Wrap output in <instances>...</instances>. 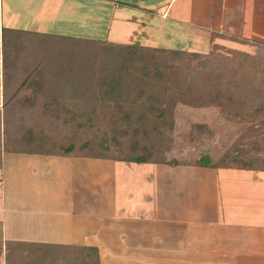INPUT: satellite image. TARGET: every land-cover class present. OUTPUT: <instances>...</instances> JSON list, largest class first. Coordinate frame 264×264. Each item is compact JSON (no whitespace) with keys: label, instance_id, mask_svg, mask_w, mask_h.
Here are the masks:
<instances>
[{"label":"crops","instance_id":"crops-1","mask_svg":"<svg viewBox=\"0 0 264 264\" xmlns=\"http://www.w3.org/2000/svg\"><path fill=\"white\" fill-rule=\"evenodd\" d=\"M248 2L0 0V117L5 74L13 77L10 87L14 85V57L11 61L4 59L2 29L9 32L8 40H14V30L67 36L69 32L53 29L55 24L65 22L79 26L75 38L116 44L137 42L175 50H205L212 33L262 43L264 22L260 19L264 10L260 16L251 15ZM100 25L103 38H93ZM83 26L89 33L82 36ZM164 31L170 45L159 47ZM20 158L35 160L29 165L33 175L40 167L41 180L50 175L49 160L54 161L47 156L0 153V264H7L8 258L14 264V245L18 243L32 248L83 243L89 234L84 235L77 223L84 204L99 220V201L91 195V201L85 203L83 194H73L77 190L73 187L58 194L41 187L28 190L26 196L14 194V180L7 179L6 161ZM132 165H139L145 179L123 180L118 189L113 181L107 185L102 182L107 209L111 208L105 215L107 227L99 228L97 221V228L90 232L91 244L112 264H264V172L126 164L130 169ZM98 183L91 185L97 193ZM117 195L122 196L121 203L115 202ZM101 231L107 234L105 240L99 237Z\"/></svg>","mask_w":264,"mask_h":264},{"label":"rangeland","instance_id":"rangeland-1","mask_svg":"<svg viewBox=\"0 0 264 264\" xmlns=\"http://www.w3.org/2000/svg\"><path fill=\"white\" fill-rule=\"evenodd\" d=\"M248 1V9L251 10V15L256 16L258 14L260 16L261 10H264V0ZM260 21L264 22V16ZM85 28L83 26L82 36L89 33V31L86 32L89 29ZM53 29L54 32L62 31L63 34L69 32L68 37H75L73 34L80 31L78 25L66 24L65 22L55 24ZM165 32L162 40L157 43L159 47L170 45V43L166 42L167 34ZM101 33H103L102 25L98 26V35L92 36H95L93 38L98 39L100 37L102 39L103 35ZM27 37L25 34H14V40H8L7 36L4 38V58L7 54L9 57L5 59L8 61H11L14 57L12 60L14 61V85L12 86L13 88L10 87V78L13 77L11 75L8 77L5 74L3 82L6 90H4L3 100L8 101V105L4 109V115L11 123V126L9 125L11 128H7V131H9L7 132L4 126L3 144L6 143L8 149H39L42 151L51 150L52 147L63 146L70 141H74L76 150L73 156L70 157L47 156L54 159V161L49 160L50 175L42 180L39 178L40 167L37 169V175L32 174V165L29 164H33L35 160L28 158L14 159V161L7 160V179L9 181L14 180V194H20L21 196H26L28 190L36 187L44 188L46 192L50 191L51 194L65 192L66 189H72L73 187L77 189L75 192V189L73 190V194H83L85 203L86 201H91V195H93L99 201L97 209L99 220H96L95 216L90 214V207L84 204L82 218L78 219L77 217V225L78 227L79 225L81 226L84 235H89L81 244L62 246H67L66 256L73 262L79 261L82 258L81 254L82 256L91 254L90 252L82 251V248L92 247L96 250L98 264H112L111 260H108V257L101 249L91 244L90 238L91 230L97 228V221H99V228L104 227L106 229L107 217L105 215L111 209L108 210L106 205L107 192L102 190L106 191V188L100 185H103V183L107 185L113 181L115 188L118 189V184L123 180H129L130 178L133 180L137 178L144 180L146 176L144 173H139L141 171L138 168L139 165H132L130 169L126 166L128 163L85 157L84 155L90 149H81L80 146L84 141L98 140L95 137L99 136V132L89 127L75 130V123L68 120L73 119V117L66 115L63 111H58L56 115H50V101L52 99L59 103L61 101L63 103H74V100L69 95L62 98L59 94L55 95L56 97H50L53 94H51V87L56 86L53 89L54 91L58 90L57 85H53L55 83L52 81L53 77L51 74L57 72L58 68L65 69L70 62L75 65L87 63L88 66L92 67L94 65L93 67L98 68L96 65L100 64L99 61L112 56L111 52L99 50L96 47V51L92 49L93 52L90 50L88 53L86 51L90 48L86 46L83 47L84 51L82 50L78 56V54L75 55V53L58 48L51 50L49 44L51 42H43L45 44L44 47V45L37 40L34 41V39L30 43L31 51H24L23 46L27 43ZM215 38L222 42H215ZM129 44L138 43L132 42ZM263 46L264 42H249L244 39H236V36L233 35L226 36L225 34L212 33L209 37L207 49L196 51L180 50L186 53H198L200 55L199 58L193 60L192 58H186L184 59L185 61H177V63L167 59L164 63H157L158 68H163V70L164 67L167 68L165 72L168 76L166 75V77L170 81L168 84L171 85L177 81L179 76V70L176 69L177 66L186 63L187 59L191 60L190 65L197 66L196 63L205 58L204 60L209 66L205 68L206 71L202 75L204 80L198 86V88L203 86V90L199 91L203 95L202 99H199L200 93L194 94L193 91L196 89H192L191 93L193 94L190 97H186L184 102L174 101L171 117H168L165 122H161L154 117H149V120L140 122L137 117H129L126 123H117L116 125L103 121L100 123L101 126L99 125L102 131L108 132L111 130L114 132L115 137L117 136L116 141L120 142L121 145V148H118L119 145L116 146L112 143L113 146L110 147V152L114 156H118L117 152L122 149L124 153L128 154L131 151L133 142L137 141L139 143L136 148L137 151L150 154L152 160L161 159L182 164H192L200 156L207 155L212 163H219L218 161L222 157L223 161L229 164L231 157H236L238 154L241 155V159L251 160L255 169L263 170L264 108L258 116L252 114L253 106H259V101H264V53L259 50ZM225 68L231 70L230 76L232 78L245 77L247 83L250 84L245 86V89H243V86L241 89L238 87L236 89L232 85L224 84L221 88L222 90L217 93L214 90L215 80L213 79ZM59 81V84H63L62 80ZM175 84L182 89H187V85H191L189 82L182 85L179 82ZM15 91L17 93L14 96ZM215 94L219 95L220 98L210 99ZM166 96L168 99H174V94L171 95V93L167 92ZM134 98L135 96L132 99ZM141 99H144V97ZM14 107H16L15 120L18 121L19 118H23L18 133L12 129L15 125ZM133 110L136 109L134 108ZM250 117L258 118L251 119ZM65 122L67 123L66 125H64ZM94 127H96V123ZM1 131L2 118L0 117V145L2 143ZM28 132L31 133L33 140L25 145L20 139ZM38 137L41 139L39 142L36 141ZM57 162H60V165H57ZM13 163L14 165H12ZM96 181H99V193L95 189H91L93 188L92 186H95L92 183L95 184ZM6 184L8 185L9 183ZM8 190L10 189L8 188ZM121 198L117 195L115 202L121 203ZM99 237L105 240L107 238L106 232L101 231ZM39 252H33V256L40 257L42 253ZM58 255L60 257H56L55 264H64V261L61 260V256L64 255L62 253H58ZM85 260L89 259L86 257Z\"/></svg>","mask_w":264,"mask_h":264},{"label":"trees","instance_id":"trees-1","mask_svg":"<svg viewBox=\"0 0 264 264\" xmlns=\"http://www.w3.org/2000/svg\"><path fill=\"white\" fill-rule=\"evenodd\" d=\"M7 32L8 31L5 29L1 30L4 55V38L7 36ZM13 34H25L28 36L26 38L27 43L23 46L24 51H31L30 43L34 39V41H39L44 47L45 44H43V42H51L52 44L49 43L51 50L58 48L67 52L75 53V55L78 54V56L82 52L83 47L86 46L90 48L86 51L88 53L90 50L92 52L93 50L96 51V47L99 50H107L111 52L112 56H108V58L99 61L100 64L96 65L98 68L93 67L94 65L92 67L88 66L87 63H85L86 65L84 63H82L84 65H75L70 62L69 64L66 63L67 67L65 69L58 68L57 72L51 74L53 77L52 81L55 83L53 85H57L58 90L54 91L53 88L56 86L51 87V94H53L50 95V97H56L57 94H59L61 98L69 95L72 100H74V103H63L62 101L59 103L56 102L55 99H52L50 101V115H56L58 111H63L66 115H71V117H73V119L68 120L75 123V130L89 127L96 129L99 132V136L95 137L98 140L84 141L80 146L81 149H90L88 153L84 155L85 157L114 160L129 164L186 165L213 169L236 168L250 170L252 172H264V169H255L251 160L241 159V155L238 154L236 157H231L229 164H226L222 157L219 159V163H212L207 155L200 156L197 161L192 164H182L176 161L170 162L161 159L152 160L150 154L139 153L137 151L136 148L139 144L137 141L133 142L131 151L128 154L124 153L122 149L117 152L118 156H114L113 153L110 152V147L113 146L112 143L116 146L119 145L118 148H121V145L120 142L116 141L117 136L115 137L114 132L111 130L108 132L102 131L100 123L103 121L116 125L117 123H126L129 117H137L139 122L142 120H149V117H154L161 122H165L168 117H171L174 101L177 100L179 102H184L186 97H190L191 94H193L191 93L193 91L192 89H196L193 91L194 94L200 93L199 99H202L203 95L199 91L203 90V86L200 88H198V86L204 80L202 75L204 74L203 72L206 71L205 68L209 66L204 60L205 58L198 61L196 63L197 66L190 65L189 63L191 60L187 59L186 63L179 64L180 66L176 67V69L179 70V76L175 83L179 82L180 85H182L189 82L191 85H187V89L179 88L175 83L169 85L168 83L170 81H168V78L166 77L168 74L165 72L167 68L164 67L163 70V68L160 69L156 65L160 62L164 63L167 59L176 63L177 61H185L184 59L186 58H192V60L197 59L200 57L198 53H186L175 49L154 48L139 44H114L104 40H90L52 34H36L15 30L13 31ZM259 50L264 53V46L259 48ZM247 58L249 57L247 56ZM239 66L242 67L240 64ZM230 73L231 70L225 68L214 77V90H216L217 93L222 90L221 88L224 84L232 85V87L236 89L237 87L241 89L242 86L243 89H245V86L250 84L247 83L245 77L234 79L230 76ZM59 80H62L63 84H59ZM64 83L67 84L65 85ZM167 92L171 93V95L174 94V99H168L166 96ZM16 93L17 91L14 92V96ZM216 94L214 97H210V99L220 98V96ZM134 96L135 98L132 99ZM143 97L144 99H141ZM7 102L3 100L1 106L2 143L0 145V153L5 152L41 156L54 155L57 157L73 156L76 150L74 141H70L63 146L59 145L54 148L52 147L51 150L8 149L6 143L4 142L5 144H3V128L5 126V130L7 131V128L11 126V123L4 115V109L8 105ZM15 108L16 107H14V113ZM134 108L136 110H133ZM263 108L264 101L261 100L259 101V106H253L252 114L258 116ZM15 115L16 113L14 114L15 125L12 129L18 133L23 118H19L18 121H16ZM250 118L253 119L258 117ZM66 122L64 125L67 124ZM95 123L96 127H94ZM135 132H137V130H135ZM20 140L26 145L29 142L31 143L33 139L31 133L28 132L24 134ZM36 141L39 142L41 139L38 137L36 138ZM15 245L14 264H55L56 257H60L58 253L64 255L61 256V260L64 261V264H98L96 250L92 247L82 248V251L84 250L91 254H85L83 256L81 254L82 258L79 259V261H74V263L66 256V250L68 249L67 246L42 245L32 248L30 245L27 246L20 243ZM35 251H40L42 255L40 257H34L33 252ZM86 257L89 260L86 261ZM7 264H12L10 263L9 258L7 259Z\"/></svg>","mask_w":264,"mask_h":264}]
</instances>
